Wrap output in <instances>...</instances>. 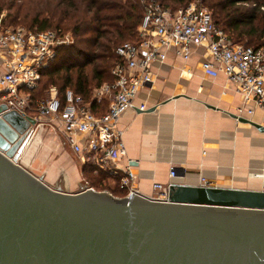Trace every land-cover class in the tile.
Returning <instances> with one entry per match:
<instances>
[{"label": "water", "instance_id": "95a60500", "mask_svg": "<svg viewBox=\"0 0 264 264\" xmlns=\"http://www.w3.org/2000/svg\"><path fill=\"white\" fill-rule=\"evenodd\" d=\"M35 124L0 103V264H264V190L172 182L154 200L62 164L48 178L19 161Z\"/></svg>", "mask_w": 264, "mask_h": 264}, {"label": "built area", "instance_id": "2783aa9c", "mask_svg": "<svg viewBox=\"0 0 264 264\" xmlns=\"http://www.w3.org/2000/svg\"><path fill=\"white\" fill-rule=\"evenodd\" d=\"M140 1L144 15L138 28L139 40L115 49L118 61L111 68L113 80L96 86L89 100L72 89L61 97L54 86L47 98L35 99L33 94L40 87L43 70L59 47L74 42V35L7 25L5 13H0V60L4 66L0 103L34 118L32 129H48L61 135L84 162L117 178L120 188L127 189L126 196L140 193L133 186L136 176L130 165L121 167L118 162L126 155L120 119L129 110L144 112L150 108L144 101L137 102V97L152 84V65L163 63L169 51L185 61L201 53L205 72L222 71L226 75L241 96L236 119L253 115L257 108L264 110V46L231 43L201 0L178 7L164 6L157 0ZM104 102L105 111L94 110V103L100 106ZM169 174L176 176L174 166ZM171 183H155L159 195L149 198L167 199Z\"/></svg>", "mask_w": 264, "mask_h": 264}, {"label": "crops", "instance_id": "0c3cea01", "mask_svg": "<svg viewBox=\"0 0 264 264\" xmlns=\"http://www.w3.org/2000/svg\"><path fill=\"white\" fill-rule=\"evenodd\" d=\"M203 58L196 53L185 61L169 51L163 63L152 65V84L137 97L150 108L129 110L120 119L126 155L118 162L121 167L130 165L136 176L133 186L141 195L157 197L155 183L202 185L204 180L210 186L264 190V110L245 114L246 121L236 119L241 96L222 71L205 72ZM3 72L0 60V76ZM38 131L52 134L57 150L62 145L69 148V166L59 164L66 166L74 181L88 184L89 169L101 171L48 129H32L24 151ZM171 166L177 170L174 178L169 174ZM108 183L113 190L122 189L117 178L108 176ZM122 190L126 196L127 189Z\"/></svg>", "mask_w": 264, "mask_h": 264}, {"label": "trees", "instance_id": "16d2710c", "mask_svg": "<svg viewBox=\"0 0 264 264\" xmlns=\"http://www.w3.org/2000/svg\"><path fill=\"white\" fill-rule=\"evenodd\" d=\"M164 6H186L193 0H157ZM47 9L35 13L25 26L33 31L47 29L72 32L74 42L58 48L56 56L42 72L34 98H45L54 86L62 97L67 89L89 100L93 89L113 80L111 68L117 63L115 49L125 42H137L138 28L144 15L140 0H45ZM211 12L214 23L233 44L264 46V0H201ZM15 0L8 9H16L5 18L12 25L21 15ZM4 4L0 8H3ZM25 19L28 18L24 15ZM245 41V42H244ZM97 112L107 102L94 103ZM97 108L100 111L96 110ZM87 166L85 165L84 168ZM105 171L89 169L86 180L96 190H109L124 197L125 191L113 190Z\"/></svg>", "mask_w": 264, "mask_h": 264}, {"label": "rangeland", "instance_id": "374dc122", "mask_svg": "<svg viewBox=\"0 0 264 264\" xmlns=\"http://www.w3.org/2000/svg\"><path fill=\"white\" fill-rule=\"evenodd\" d=\"M12 1L14 0H0V7L2 4H4V7L0 8V13H5L6 16L9 13H14V11L16 10L15 8L8 9ZM15 2L17 7H20L21 9V15L11 25L14 27H25L28 24L29 19L35 13L47 9L45 0H15ZM24 15H27L28 18L25 19ZM48 96L49 95L47 93V96H45V98H47ZM52 136L53 135L48 132H36V135L33 137L28 148L20 156L19 161L21 163H24L26 166L28 165L29 168L38 173L47 171L48 176L53 175L55 168L59 163L64 162L69 166V162L67 161L68 155L70 153L69 148L65 145H62L57 150L56 146L52 144ZM54 141H58L56 136L54 137Z\"/></svg>", "mask_w": 264, "mask_h": 264}]
</instances>
